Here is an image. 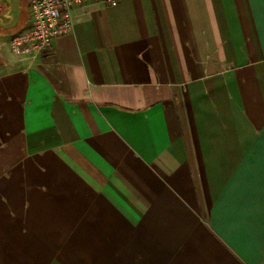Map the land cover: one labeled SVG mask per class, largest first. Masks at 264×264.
Returning <instances> with one entry per match:
<instances>
[{
	"label": "crops",
	"instance_id": "1",
	"mask_svg": "<svg viewBox=\"0 0 264 264\" xmlns=\"http://www.w3.org/2000/svg\"><path fill=\"white\" fill-rule=\"evenodd\" d=\"M0 22V264H264V0L76 9L38 59Z\"/></svg>",
	"mask_w": 264,
	"mask_h": 264
},
{
	"label": "built area",
	"instance_id": "2",
	"mask_svg": "<svg viewBox=\"0 0 264 264\" xmlns=\"http://www.w3.org/2000/svg\"><path fill=\"white\" fill-rule=\"evenodd\" d=\"M120 0H26L30 23L13 34L8 46L13 55L34 62L52 41L74 28L76 9L86 5L116 6Z\"/></svg>",
	"mask_w": 264,
	"mask_h": 264
},
{
	"label": "rangeland",
	"instance_id": "3",
	"mask_svg": "<svg viewBox=\"0 0 264 264\" xmlns=\"http://www.w3.org/2000/svg\"><path fill=\"white\" fill-rule=\"evenodd\" d=\"M24 2H26V0H24ZM22 5L23 0H0V22H7L10 17L20 11ZM15 33L16 32L10 34L12 36Z\"/></svg>",
	"mask_w": 264,
	"mask_h": 264
},
{
	"label": "trees",
	"instance_id": "4",
	"mask_svg": "<svg viewBox=\"0 0 264 264\" xmlns=\"http://www.w3.org/2000/svg\"><path fill=\"white\" fill-rule=\"evenodd\" d=\"M22 29H23V28H22ZM22 29H20V30H22ZM20 30H19V31H20Z\"/></svg>",
	"mask_w": 264,
	"mask_h": 264
}]
</instances>
